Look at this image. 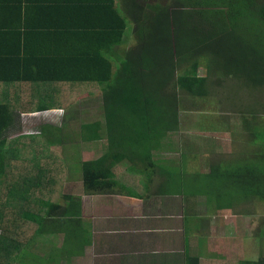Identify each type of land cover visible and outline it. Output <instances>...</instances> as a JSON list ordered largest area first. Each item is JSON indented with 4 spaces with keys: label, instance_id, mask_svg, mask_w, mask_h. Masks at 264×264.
Wrapping results in <instances>:
<instances>
[{
    "label": "trees",
    "instance_id": "16d2710c",
    "mask_svg": "<svg viewBox=\"0 0 264 264\" xmlns=\"http://www.w3.org/2000/svg\"><path fill=\"white\" fill-rule=\"evenodd\" d=\"M149 9L145 16L132 0H0V264H26L22 252L37 253V237L81 232L74 226L81 199L61 191L72 162L56 149L65 143L66 125L44 124L8 141L22 115L69 109L96 92L103 105H113L116 142L80 162L84 192L97 194L126 190L115 174L121 164L149 180L157 174L167 176L166 184L185 180L183 167L167 171L154 150L180 131L183 96L206 97L210 76L264 86V0H171ZM127 17L137 41L121 55ZM200 59L207 61L204 76L197 74ZM253 134L264 145V130ZM95 135L99 141L100 131ZM258 159L264 162V153ZM255 161L213 165L203 179L208 195L217 182L208 200L231 207L264 199V166ZM238 264H264V253Z\"/></svg>",
    "mask_w": 264,
    "mask_h": 264
},
{
    "label": "rangeland",
    "instance_id": "374dc122",
    "mask_svg": "<svg viewBox=\"0 0 264 264\" xmlns=\"http://www.w3.org/2000/svg\"><path fill=\"white\" fill-rule=\"evenodd\" d=\"M132 2L141 7L145 16H148L151 13L149 7L167 6L171 0H132ZM133 28L134 25L129 19L125 42L118 48L121 55L136 45L137 36ZM198 64L197 74L206 75V59L198 60ZM179 71L180 74L183 73L181 68ZM216 78L217 75L210 76L206 97L183 96L184 110L180 116V131L169 134L163 145L154 150V160L158 164L171 159L178 163L180 169L184 168L183 172L186 173L184 179L187 180L186 188L190 191L189 194L194 192L203 194L206 187L204 176L210 172L213 165L220 164L224 167L225 164L234 163L242 158L250 163L257 160L255 161L257 166H264V162L258 159L264 153L263 142L256 139L253 134L254 130L260 128L264 130V86L252 88L237 84L238 81L233 77H228L225 82L219 79V76L218 81ZM216 81L224 83L218 87ZM87 96L73 102L69 109L22 115L21 126L7 134L9 141L21 133H36L44 124L57 127L66 125L65 143L62 147L56 148L63 157L72 161L62 185V193L83 195L80 162L83 159H95L106 146L117 140L116 130L113 129L116 122L113 105H103L100 92H96L94 97L93 94ZM93 124L98 127L97 131ZM108 129L111 131L110 135ZM98 130L101 135L99 141L95 135V132L98 134ZM92 131L93 136H91ZM209 187L217 193V182L213 180ZM228 192L233 194L235 190L230 189ZM82 200L87 209L86 199L82 198ZM202 201L205 205L201 210L203 214L209 212L207 215L204 214L208 217L212 211H209L204 194ZM202 201L200 200L199 203ZM218 211L220 212L210 215L214 217L213 227L216 228L211 230L206 226V238L211 242L204 247L202 256L214 259L215 264L216 262L222 264L223 261L238 264L243 260L258 259L264 253V199L252 196L244 202H234L233 206L222 207V210ZM52 237L57 244L64 242L63 234L37 237L33 245V250L37 253L31 252V247L22 252L25 263L29 264L30 260L31 264H43L39 261L44 262L46 258H54V263H57L67 249H71L72 246L77 251L79 249L74 246L75 237L71 236V241H67L69 243H66L64 248L61 245L57 247L52 242ZM86 237L87 234L81 231L76 236V240L80 241ZM43 242L53 244L47 249ZM37 254L39 257L36 256Z\"/></svg>",
    "mask_w": 264,
    "mask_h": 264
},
{
    "label": "crops",
    "instance_id": "0c3cea01",
    "mask_svg": "<svg viewBox=\"0 0 264 264\" xmlns=\"http://www.w3.org/2000/svg\"><path fill=\"white\" fill-rule=\"evenodd\" d=\"M62 28L68 30L64 26ZM50 111L58 109L47 112ZM159 165L175 174L182 171L171 159ZM115 170L117 179L126 186V190L116 188L97 194L83 190V195H74L81 199V220L74 217V226L77 232L83 231L87 237L77 241V234L71 235L75 237L74 246L79 249L77 251L73 246L67 249L59 264H190L189 259L193 256L200 258L199 264H215L214 259L202 256L204 247L211 242L206 238V228H216L213 227L214 217L210 215L222 210V203L208 200L213 191L208 195L205 188L203 192L209 211H212L207 217L204 214L209 212L203 214L201 210L205 205L203 194H189L186 179L166 184L167 176L157 174L149 180L133 173V169L127 170L122 164ZM80 174L81 180V168ZM82 198L86 199L87 209ZM200 200L202 202L199 203ZM57 234L65 237L64 233ZM71 236L65 237L62 244L55 243L54 237L52 242L64 248L71 241ZM52 242L42 244L50 249Z\"/></svg>",
    "mask_w": 264,
    "mask_h": 264
}]
</instances>
